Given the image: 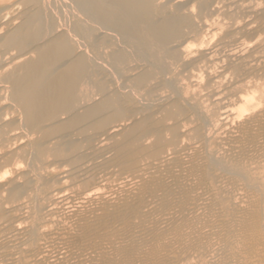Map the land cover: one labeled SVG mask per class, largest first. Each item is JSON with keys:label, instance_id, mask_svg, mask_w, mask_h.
I'll use <instances>...</instances> for the list:
<instances>
[{"label": "bare ground", "instance_id": "1", "mask_svg": "<svg viewBox=\"0 0 264 264\" xmlns=\"http://www.w3.org/2000/svg\"><path fill=\"white\" fill-rule=\"evenodd\" d=\"M0 264H264V0H0Z\"/></svg>", "mask_w": 264, "mask_h": 264}]
</instances>
